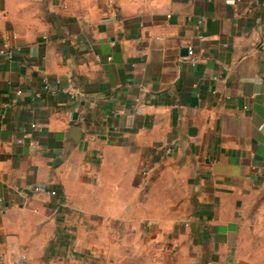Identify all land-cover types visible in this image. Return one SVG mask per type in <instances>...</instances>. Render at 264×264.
Here are the masks:
<instances>
[{"label": "crops", "instance_id": "crops-1", "mask_svg": "<svg viewBox=\"0 0 264 264\" xmlns=\"http://www.w3.org/2000/svg\"><path fill=\"white\" fill-rule=\"evenodd\" d=\"M8 47L0 264H264V0H0Z\"/></svg>", "mask_w": 264, "mask_h": 264}, {"label": "built area", "instance_id": "built-area-1", "mask_svg": "<svg viewBox=\"0 0 264 264\" xmlns=\"http://www.w3.org/2000/svg\"><path fill=\"white\" fill-rule=\"evenodd\" d=\"M226 4H230V5H233L235 4L238 0H224ZM16 52H17V48L16 47H8L7 50H0V54H4L6 55V57L8 59H13L16 55ZM188 55L189 56H193L194 55V51L192 49L191 46H188ZM194 58H191V61L193 60ZM45 88L47 89V85H45ZM36 125L35 124H31V128H34ZM20 141L22 143H27L29 144L30 146L32 147H38L39 144L34 141V140H31L30 137H29V133L27 131H23L22 134H21V137H20ZM166 152L167 153H171L172 152V148L171 147H168L166 149ZM146 173H143V175H145ZM19 189V188H18ZM48 193H50V195L52 196H56L57 195V190L55 189H46L43 185H34L32 187V191L34 192H42V191H46Z\"/></svg>", "mask_w": 264, "mask_h": 264}]
</instances>
